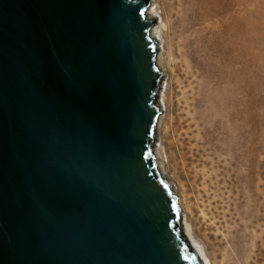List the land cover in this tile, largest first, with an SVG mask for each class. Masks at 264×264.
I'll return each mask as SVG.
<instances>
[{
	"label": "water",
	"instance_id": "obj_1",
	"mask_svg": "<svg viewBox=\"0 0 264 264\" xmlns=\"http://www.w3.org/2000/svg\"><path fill=\"white\" fill-rule=\"evenodd\" d=\"M152 0H0V264H203L154 153Z\"/></svg>",
	"mask_w": 264,
	"mask_h": 264
},
{
	"label": "rangeland",
	"instance_id": "obj_2",
	"mask_svg": "<svg viewBox=\"0 0 264 264\" xmlns=\"http://www.w3.org/2000/svg\"><path fill=\"white\" fill-rule=\"evenodd\" d=\"M155 5L162 12V0ZM211 5L216 14L201 22L205 38L188 57L166 22L168 129H157L156 149L186 231L211 264L243 246L247 264H264V0ZM241 21L247 35L235 38Z\"/></svg>",
	"mask_w": 264,
	"mask_h": 264
},
{
	"label": "bare ground",
	"instance_id": "obj_3",
	"mask_svg": "<svg viewBox=\"0 0 264 264\" xmlns=\"http://www.w3.org/2000/svg\"><path fill=\"white\" fill-rule=\"evenodd\" d=\"M152 1L153 2L151 3V5L153 8H150V14L147 15V18L150 20L156 19V21L158 22L155 24V29L152 30V37L155 38V40L159 41L158 46L160 47L158 48V50L160 54L158 55L159 60L157 61V63L162 72L165 73L166 69L163 63V38H165L166 36V22H169L170 30L173 31L174 39L177 42L176 49L178 51V54L182 57H188L190 52H193V50L195 49L194 47L196 45L199 46L200 42H202V40L205 38L206 33L204 29H201V22L214 17L216 14V10L213 9L211 0H162L163 8H160L162 12H159V7L155 5L156 0ZM163 12L167 14V19L165 17V13ZM247 30L248 26L246 27L245 23L241 21V30L239 32H236L234 30L232 32V36L235 38L238 36H246ZM164 85H166V81ZM161 101L162 103H159L158 105L160 107L162 115H164V118L161 119V122L163 124H158L156 126V134L157 129L158 133H160V130L163 128V126L165 127L164 132H166L168 129L166 128L164 121L165 114L169 107V101H167V98L165 96L161 97ZM154 153L156 154L158 161H160L158 163L159 167L163 168L160 169L159 172L160 174H164V177H166L164 164L162 161V154L156 148H154ZM179 204H181L182 207V201ZM188 237L196 247L203 264H211L209 258L206 256L203 250L197 247L193 235L189 234ZM248 254V249L243 246L241 252L236 251L235 254L227 257L226 264H247V260L249 258Z\"/></svg>",
	"mask_w": 264,
	"mask_h": 264
}]
</instances>
